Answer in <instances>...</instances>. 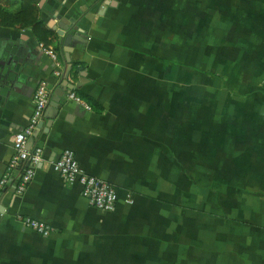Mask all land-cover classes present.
Returning <instances> with one entry per match:
<instances>
[{"label":"crops","instance_id":"crops-1","mask_svg":"<svg viewBox=\"0 0 264 264\" xmlns=\"http://www.w3.org/2000/svg\"><path fill=\"white\" fill-rule=\"evenodd\" d=\"M35 1L58 48L0 25V174L39 80L102 108L64 92L34 132V177L0 195V264H264V0ZM64 147L117 185L114 210L52 168Z\"/></svg>","mask_w":264,"mask_h":264},{"label":"built area","instance_id":"built-area-1","mask_svg":"<svg viewBox=\"0 0 264 264\" xmlns=\"http://www.w3.org/2000/svg\"><path fill=\"white\" fill-rule=\"evenodd\" d=\"M64 71L56 68L53 74L64 76ZM51 93L52 88L48 87L46 80H39L27 122L12 135L14 151L0 174V195L9 187L13 189L14 194H22L34 177L37 165L43 160L42 146L34 143L32 147H28L27 144L29 138L44 121V111L49 103ZM66 99L87 106V102L72 87L68 89ZM52 168L66 183L78 184L82 196L95 208L102 211L115 209L119 196L117 185L107 179L85 172L72 148H62L52 160ZM17 219L23 226L42 235H47L53 230L50 224L33 216L18 215Z\"/></svg>","mask_w":264,"mask_h":264},{"label":"trees","instance_id":"trees-1","mask_svg":"<svg viewBox=\"0 0 264 264\" xmlns=\"http://www.w3.org/2000/svg\"><path fill=\"white\" fill-rule=\"evenodd\" d=\"M0 25L24 27L29 26L36 39L43 45L58 48L59 35L40 16V10L35 0H0ZM81 94V93H80ZM93 109L102 107L92 96L81 94Z\"/></svg>","mask_w":264,"mask_h":264},{"label":"water","instance_id":"water-1","mask_svg":"<svg viewBox=\"0 0 264 264\" xmlns=\"http://www.w3.org/2000/svg\"><path fill=\"white\" fill-rule=\"evenodd\" d=\"M107 1V0H106ZM65 29V31L69 28V25H66L63 27ZM73 28L76 29L77 26L73 25ZM57 32V31H56ZM58 33V32H57ZM63 38H62V43H63V49H64V55L66 58V61L70 60V50H71V39L74 36V34L70 31H66L65 33L62 34ZM70 69V65L67 66V68H65L64 74L67 75V72ZM48 87H50V85L48 84ZM51 88V87H50ZM65 92V87L64 88H55V90H53L51 96H50V100H49V106L53 109V114L50 113H45L44 118L46 117V124L47 125H51L53 119L56 117V115L59 113L60 110H62L63 108H65V102L64 101H60V96H62ZM66 93V92H65ZM66 95V94H65ZM79 106L83 107L84 106L82 104H78ZM34 136H36V133H34L28 140V143H32L34 140ZM3 212V206H0V213Z\"/></svg>","mask_w":264,"mask_h":264}]
</instances>
